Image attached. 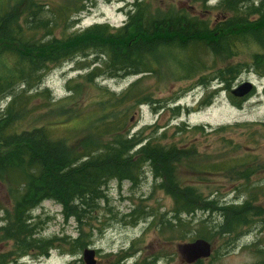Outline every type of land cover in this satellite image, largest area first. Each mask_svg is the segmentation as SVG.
<instances>
[{
    "label": "trees",
    "instance_id": "trees-1",
    "mask_svg": "<svg viewBox=\"0 0 264 264\" xmlns=\"http://www.w3.org/2000/svg\"><path fill=\"white\" fill-rule=\"evenodd\" d=\"M14 1L23 4L24 11L0 0V62L11 61L0 72V101L10 99L0 112V182L14 198L12 208L0 209L4 213L0 234L13 243L7 255H17V259L35 252L47 257L61 245L77 253L87 246L84 237H41V222L33 218V211L52 200L62 206L66 220L87 223L106 198L111 181L138 184L147 166L174 200L177 214L213 206L214 200L177 182L178 165L195 154L194 148L131 133L129 114L149 105L180 116L187 109L175 104L195 87L219 85L207 91L198 104L206 107L219 91L230 90L244 72L264 78V0H219L213 7L209 5L213 0H135L120 27L95 23L73 30L78 17L98 0H65L70 5ZM213 10L215 15H211ZM249 47L252 50L247 52ZM247 53L250 61L242 60L240 56ZM74 58L91 60L83 64L87 71L79 76V86L69 80V95L97 91L102 97L97 103L90 102L101 114L89 135L70 144L51 132L61 126L40 124L41 115L27 125L24 122L43 107L45 95L48 102L44 105L54 100L49 98L50 90L42 88L51 69ZM170 72L179 80L194 82L181 92L169 87L167 93L171 94L160 104L155 98L159 86H148V79L155 78L160 85L162 76ZM101 77L137 78L125 90L110 93L96 83ZM234 98L232 95L233 102ZM203 129L194 127L195 131ZM226 129L228 126L218 128ZM160 137L164 139L166 134ZM126 216L133 217V222L139 218L136 210ZM239 217L232 219L235 222Z\"/></svg>",
    "mask_w": 264,
    "mask_h": 264
},
{
    "label": "rangeland",
    "instance_id": "rangeland-1",
    "mask_svg": "<svg viewBox=\"0 0 264 264\" xmlns=\"http://www.w3.org/2000/svg\"><path fill=\"white\" fill-rule=\"evenodd\" d=\"M5 1L11 4L10 7L24 11L23 4ZM41 1L70 5L65 0ZM134 1L98 0L95 7L78 17L80 20L72 30L85 29L95 23L120 25L127 19L129 11L120 7ZM218 1L213 0L209 5L213 7ZM183 4L185 7L189 5ZM211 15H215L214 10ZM251 50L252 47L246 49L247 52ZM246 55L240 58L250 61L248 53ZM89 60L74 58L51 69L42 88H48L49 98L52 96L54 100L50 105H44L48 102L45 95L43 107L37 108L25 120V125L41 115L40 124L61 126L51 132L55 137L68 139L70 144L89 135L95 119L101 114L96 106H90V102L97 103L102 97L101 92L79 91L70 96L67 85L69 80H73L71 85L81 84L79 76L86 73L82 67ZM10 64L11 61H1L0 72ZM136 78L101 77L96 83L110 93H119ZM246 81L255 84V89L245 98H234L233 102L232 89ZM193 82L194 79L179 80L170 72L162 76L160 85L155 78H149L148 86H159L155 98L163 104L165 96L171 94L167 93L169 87L173 92H181L189 89ZM218 86L214 83L208 88L198 86L187 91L175 104L187 109L180 116L174 111H158L142 105L129 114L127 125L132 128L131 133H138L141 138L193 147L195 154L178 165L177 182L183 187L194 188L207 200H214L213 206L197 210L192 215L177 214L174 200L165 188H161V181L147 166L138 184L111 181L106 198L99 203L93 217L85 220L87 223L80 224L75 218L66 220L62 206L52 200L44 201L33 211V218L41 222V237H84L87 246L77 253H70L67 245H59L47 257L31 252L16 259L17 255H7L13 243L5 241L0 234V264H85L83 251L88 247L96 250L97 264H180L176 256L170 257L176 243L171 245L164 241L189 238H205L212 244L211 257L198 264H258L264 261V78L251 71L244 72L230 90L219 91L212 105L198 107L205 93ZM9 101V98L0 101V112ZM196 126H203V131H195ZM222 126H228V129L219 131ZM164 133L166 137L163 139L160 136ZM257 167L259 170L254 169ZM241 188L246 192L241 193ZM13 201L7 186L0 182V209L12 208ZM134 210L139 215L137 222L126 216ZM256 212L260 214L257 218ZM235 216H240L236 221L245 218L247 224L234 230L237 222L232 218ZM3 217L4 213L0 212V227Z\"/></svg>",
    "mask_w": 264,
    "mask_h": 264
},
{
    "label": "water",
    "instance_id": "water-1",
    "mask_svg": "<svg viewBox=\"0 0 264 264\" xmlns=\"http://www.w3.org/2000/svg\"><path fill=\"white\" fill-rule=\"evenodd\" d=\"M255 87V84L251 81H246L232 89L231 93L236 97L243 98L249 95ZM178 249L183 261L189 264L195 263L200 259H207L212 255L211 243L203 238H198L190 243H182L179 245ZM83 260L85 264H97L96 250L90 247L84 249Z\"/></svg>",
    "mask_w": 264,
    "mask_h": 264
},
{
    "label": "flooded vegetation",
    "instance_id": "flooded-vegetation-1",
    "mask_svg": "<svg viewBox=\"0 0 264 264\" xmlns=\"http://www.w3.org/2000/svg\"><path fill=\"white\" fill-rule=\"evenodd\" d=\"M244 192H246L245 190H243L242 188H241V193H244ZM192 215V214H191ZM243 215V214H242ZM259 212H256L255 213V217L257 218V217H259ZM174 218H175V215H174ZM241 220V221H240ZM244 220L245 221H242V219H239L238 221H236L237 223H238V226L237 227H239V226H243V225H246L247 224V220L244 218ZM239 222H241V224L239 223ZM237 227H234L233 229L235 230ZM198 239V238H197ZM196 239H191V238H189V239H185L184 241H177V242H173L172 240H167V241H164V243H168V244H171L172 245V243H176V249L170 254V257H171V259L174 257L175 258V256H176V258H178L179 259V262H180V264H189V263H187V262H185V261H183V259H182V256H181V254H180V252H179V249H178V247H179V245L180 244H182V243H190V242H193V241H195ZM208 241V240H207ZM210 242V241H209ZM211 243V242H210ZM212 245V244H211ZM212 253H213V247H212ZM210 258V257H209ZM168 259V257L166 258V260ZM208 259V258H207ZM203 260H205V259H200V260H198L197 262H195V263H191V264H198V262H200V261H203ZM260 263H264V261H262V262H259L258 264H260Z\"/></svg>",
    "mask_w": 264,
    "mask_h": 264
},
{
    "label": "bare ground",
    "instance_id": "bare-ground-1",
    "mask_svg": "<svg viewBox=\"0 0 264 264\" xmlns=\"http://www.w3.org/2000/svg\"><path fill=\"white\" fill-rule=\"evenodd\" d=\"M113 27L117 28V27H120V26H113Z\"/></svg>",
    "mask_w": 264,
    "mask_h": 264
},
{
    "label": "clouds",
    "instance_id": "clouds-1",
    "mask_svg": "<svg viewBox=\"0 0 264 264\" xmlns=\"http://www.w3.org/2000/svg\"><path fill=\"white\" fill-rule=\"evenodd\" d=\"M95 246V245H94ZM100 246H102V245H100ZM106 250V249H105Z\"/></svg>",
    "mask_w": 264,
    "mask_h": 264
}]
</instances>
